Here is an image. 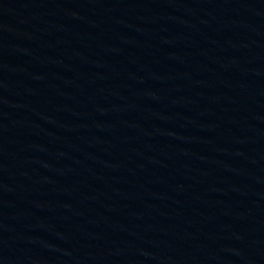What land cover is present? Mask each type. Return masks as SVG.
<instances>
[{
    "label": "water",
    "instance_id": "water-1",
    "mask_svg": "<svg viewBox=\"0 0 264 264\" xmlns=\"http://www.w3.org/2000/svg\"><path fill=\"white\" fill-rule=\"evenodd\" d=\"M0 264H264V0H0Z\"/></svg>",
    "mask_w": 264,
    "mask_h": 264
}]
</instances>
